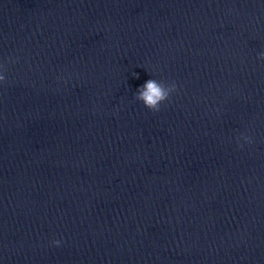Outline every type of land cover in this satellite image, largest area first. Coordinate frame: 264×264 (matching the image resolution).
I'll use <instances>...</instances> for the list:
<instances>
[{
  "label": "clouds",
  "instance_id": "9594fccd",
  "mask_svg": "<svg viewBox=\"0 0 264 264\" xmlns=\"http://www.w3.org/2000/svg\"><path fill=\"white\" fill-rule=\"evenodd\" d=\"M259 59L264 60V52H261L259 54ZM5 80L6 77L3 74H0V82H3ZM175 90V83L166 84L163 81L149 79L137 89L135 93V98L141 101L147 109L153 112H159L161 104H163L165 101H168L171 94ZM237 139L238 141L240 139H243L248 142V137L243 135L241 137H238ZM240 147H243V145H240ZM52 243L54 246L59 247L61 241L54 240Z\"/></svg>",
  "mask_w": 264,
  "mask_h": 264
}]
</instances>
